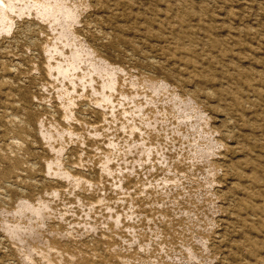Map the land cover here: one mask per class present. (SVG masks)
I'll use <instances>...</instances> for the list:
<instances>
[{
  "label": "rangeland",
  "instance_id": "rangeland-1",
  "mask_svg": "<svg viewBox=\"0 0 264 264\" xmlns=\"http://www.w3.org/2000/svg\"><path fill=\"white\" fill-rule=\"evenodd\" d=\"M0 264H264V0H0Z\"/></svg>",
  "mask_w": 264,
  "mask_h": 264
}]
</instances>
